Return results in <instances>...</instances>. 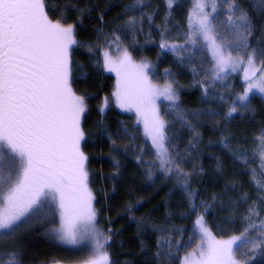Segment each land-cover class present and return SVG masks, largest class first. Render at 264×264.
Listing matches in <instances>:
<instances>
[{
	"label": "trees",
	"instance_id": "1",
	"mask_svg": "<svg viewBox=\"0 0 264 264\" xmlns=\"http://www.w3.org/2000/svg\"><path fill=\"white\" fill-rule=\"evenodd\" d=\"M193 1L172 0L169 7L168 0H45L53 22L74 26L70 83L85 108L80 150L87 158L94 222L111 237L106 250L114 264H182L199 244L200 216L216 238L240 235L250 208L259 213L252 223L264 220V99L255 95L247 109L237 103V113L228 115L244 81L239 73L213 78L209 53L188 26ZM239 4L257 26L249 43L264 48L259 29L264 13H257L252 0ZM161 43L180 46L179 51L162 50ZM112 46L134 61L146 60L151 78L172 83L177 91L176 106L161 114L171 143V172L157 164L134 117L108 105L115 85L103 56ZM59 222L57 200L49 196L31 219L0 236L4 264L12 252L19 264L82 263L84 247L65 246L51 235ZM247 251L241 247L237 260Z\"/></svg>",
	"mask_w": 264,
	"mask_h": 264
},
{
	"label": "snow or ice",
	"instance_id": "2",
	"mask_svg": "<svg viewBox=\"0 0 264 264\" xmlns=\"http://www.w3.org/2000/svg\"><path fill=\"white\" fill-rule=\"evenodd\" d=\"M257 2L264 4V0H252L257 13H264ZM168 3L171 7L172 0ZM224 3L228 14L220 29L231 33L230 43H217L219 0H210L211 12L204 11L209 0H196L189 20L195 18L197 30L212 49L216 80L224 79L229 72L243 71L246 87L233 101L228 113L231 116L238 111L237 103L247 109L251 97H264V48L249 43L257 30L251 13L240 6L239 0ZM134 23L135 18H131L129 24ZM259 29L264 33V23ZM75 44L74 26H65L60 19L53 22L45 0H0V235L15 232L49 196L53 201L58 198L61 227L54 230L56 239L79 243L77 223L95 219L94 197L85 170L87 158L80 150L84 98L73 92L70 83V49ZM160 47L178 52L180 46L161 43ZM229 48L243 51L246 64L242 57L234 58L226 51ZM106 65L118 77L114 95L119 106L135 108L161 167L168 165L164 171L171 172V143L157 101L163 98L175 105L178 96L173 84L162 88L155 85L146 71L151 66L133 63L127 52L118 64L106 59ZM165 73L170 74L168 70ZM261 144L264 145V136ZM175 168L182 171L178 164ZM258 216L250 208L245 217L249 223L243 232L226 240L217 239L204 225L203 216L198 217L195 223L199 226L200 242L186 254L182 264H264V222L252 223ZM110 239L97 231L93 237L94 258L85 264H114L106 250ZM245 246L250 247L244 259L237 260L236 253ZM156 255L160 257L161 253ZM0 264H4L2 258ZM7 264H19L17 253H9Z\"/></svg>",
	"mask_w": 264,
	"mask_h": 264
},
{
	"label": "rangeland",
	"instance_id": "3",
	"mask_svg": "<svg viewBox=\"0 0 264 264\" xmlns=\"http://www.w3.org/2000/svg\"><path fill=\"white\" fill-rule=\"evenodd\" d=\"M195 2H196V0H194L193 3H192V7H191V11H190V16L193 15V10H194V7H195ZM227 7H228V5L222 4V3L219 2L218 12H217V17L218 18L215 20V24H216V26H217L218 29H220V26L223 24V22L225 21V18L227 16V14H228L225 11V9H227ZM204 11L205 12H211L210 0H209V7H206ZM188 21H189L188 26H189L190 30L192 31L191 34L193 36V39H195V41L201 43L207 49V51L209 53V57H210V60H211V63H212V75H213V78H214V63H215V61H214V58H213V55H212V49H211L210 46L207 45V42L203 39L202 35L197 30L195 18H193L191 21L188 19ZM224 37H228V39L225 40V39H223ZM231 39H232V37H231V33L229 31H225L223 29H220V31L218 33V37H217V43L218 44H220V43H230ZM226 51H230L231 54H232V56L234 58L235 57H242L245 60V64H246V62H247V56L245 55V53L243 51H233L231 48L227 49ZM248 51L250 52L251 49H248ZM124 54L125 53L121 49H119L118 46H112V47H110L109 51L106 50L105 53H104V56H103L104 66H105L106 71L109 72L114 77V85L115 86H114V90L112 92V95H111V97L108 100V103L109 104L106 101L105 102L103 101V103L101 105V109L104 110L103 108L108 104L109 106L115 108L117 111H119L121 113L129 114V115L133 116L134 119L136 120L137 124H139V126L141 127L143 134L147 138V143H148V145H149V147H150V149H151V151L153 153V156L156 159L157 164L161 167L160 160L157 158L156 149H155V147L152 144L151 138L146 135L145 128H144V123H143L142 119L140 118V116L137 114L135 108H132L131 110H128V109H125V108H121L119 106L117 100H116L115 95H114V93H115V91L117 89V80H118V77H117V74H116L115 71L109 70L108 66L106 65V59H109V60L113 61L114 63H117L118 64L119 61L123 59ZM258 60H259V58H258ZM132 62L135 63V64H142V63L149 64L146 60L134 61L132 59ZM258 66H259V64H258ZM146 71H148L149 78L151 79V81L155 85H157L158 87H161L162 88V87H164L168 83V82L167 83H163V84L157 83L150 76V68L148 70H146ZM232 73H239L241 80L244 81L243 80V71H241V72H239V71L229 72L228 74H232ZM221 75L224 76L225 74L224 73H221ZM245 87H246V85H245V82H244V88ZM174 90H175V92L177 94V91H176L175 88H174ZM243 91H244V89H243ZM256 95L260 96V94H256ZM262 98L264 99V97H262ZM177 102H178V99L175 102V105H172V103L170 101H166L163 98H161L160 100H158L157 101V106L159 108L160 115L163 112L162 110H167L169 108L175 107L176 104H177ZM57 206H58V198H57ZM59 219H60V213H59ZM263 222H264V220H263ZM203 223L206 226V224H205L204 221H203ZM195 226H196V230H197L196 234L198 235V240H199V235H200L199 226H197L196 223H195ZM60 227H61V219H60V222H59V228ZM76 229H77V238H78V241H80L79 243L73 245V244L64 243V242H62V241H60L58 239L57 240H58V242L60 241L65 246H68V247H71V248H81V247H84V250H86V252H87V257L80 264H85L86 261L94 258V249H93L94 240H93V237H94V235L96 234L97 231H99V232H101V231L97 228V226L95 225V222L94 221H89V220H83V221L78 222L77 225H76ZM2 231L3 230H0V232H2ZM51 235H53V237H55L56 234H55V232H53V234L51 233ZM234 236H239V235H234ZM231 237H227V238H217V239H225L226 240V239H229ZM199 242H200V240H199ZM246 247L249 249L250 246H246ZM236 256H237V253H236ZM242 256H243V251H241L239 253V257L242 258ZM59 264H61V263H59Z\"/></svg>",
	"mask_w": 264,
	"mask_h": 264
}]
</instances>
